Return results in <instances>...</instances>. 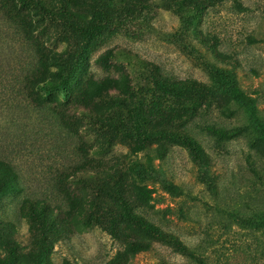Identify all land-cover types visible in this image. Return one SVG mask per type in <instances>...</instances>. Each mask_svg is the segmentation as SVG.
<instances>
[{
  "label": "rangeland",
  "instance_id": "1",
  "mask_svg": "<svg viewBox=\"0 0 264 264\" xmlns=\"http://www.w3.org/2000/svg\"><path fill=\"white\" fill-rule=\"evenodd\" d=\"M198 1L208 3L200 14L174 4L168 9L156 6L152 22L167 36L146 31L139 34L142 38L119 34L94 41L74 82L111 74L96 60L106 50L120 47L159 65L165 79L191 80L211 88L209 101L193 110L187 104L177 105L186 101L181 98L165 95L157 101L177 106L168 111L172 131L188 134L210 155L216 192L199 181V168L180 141H157L135 156L145 171L144 184L152 190L149 199L135 194L133 177L122 188L135 214L178 236L191 256L165 243H153L154 250L131 255L126 252L129 241H151L144 231L124 224L116 237L99 226H86L83 213L63 219L58 225L63 236L50 235L52 250L42 249L38 235L29 234L31 209L26 201L63 199L60 175L71 174L79 164L80 139L24 102L15 77L19 66L0 49V155L20 175L15 189L3 198L0 214L19 233L21 246L28 244L40 252L41 264H264V0ZM11 105H21L22 114L7 117ZM243 128L232 137L215 133ZM95 140L101 144L105 139ZM111 143L101 154L128 152L118 140ZM159 149H166L165 157L159 156ZM78 190L86 201L91 199L89 188L81 185ZM99 199L105 207L121 208L109 196L101 194Z\"/></svg>",
  "mask_w": 264,
  "mask_h": 264
},
{
  "label": "trees",
  "instance_id": "2",
  "mask_svg": "<svg viewBox=\"0 0 264 264\" xmlns=\"http://www.w3.org/2000/svg\"><path fill=\"white\" fill-rule=\"evenodd\" d=\"M161 4L167 9L174 4L195 14H200L208 5L198 0H0V49L9 52L11 60L19 66L15 77L24 102L80 139L79 164L71 174L60 175L58 189L63 199L53 202L47 198H28L26 201L31 209L29 234L38 235V243L45 251L53 248L50 235L63 236L58 226L62 220H71L83 213L86 226H99L116 237H120L119 229L124 224L144 231L151 241H129L126 252L131 255L154 250L153 243H165L182 254L192 255L178 236L160 231L135 214L122 188L128 177H133L135 194L141 200L149 199L152 190L144 184L145 171L135 156L152 148L154 142L180 141L199 168V181L210 192H216L210 155L188 134L172 131L168 111L177 106L172 107L170 102L162 105L161 101L160 105L157 101L165 95L181 98L187 103L177 105L187 104L193 110L199 103L209 101L211 88L191 80L165 79L159 65L120 47L106 50L96 60L100 68L111 74L79 77L74 83L87 63L91 44L99 38L119 34L142 38L139 34L146 31L167 36L152 22V14ZM140 23L137 29L135 26ZM22 109L21 105H11L5 111L6 116L20 115ZM224 113L231 115L233 111ZM243 130L217 129L215 133L226 138ZM98 136L105 139L101 144L95 140ZM112 140L125 145L128 152L101 154L102 148L109 150L114 145ZM166 153V149L158 150L161 158ZM19 180L16 166L0 155V205ZM81 185L92 191L89 201L78 190ZM170 189L177 190L175 186ZM101 194L117 201L121 208L105 207L99 199ZM18 235L0 214V264H41L40 252L28 244L21 246Z\"/></svg>",
  "mask_w": 264,
  "mask_h": 264
}]
</instances>
